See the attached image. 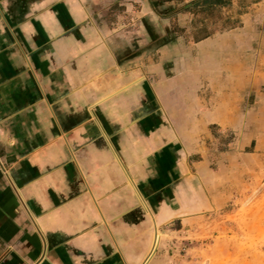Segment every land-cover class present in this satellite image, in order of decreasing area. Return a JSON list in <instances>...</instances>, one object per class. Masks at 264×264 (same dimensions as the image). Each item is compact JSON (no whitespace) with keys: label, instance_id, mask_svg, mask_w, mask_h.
<instances>
[{"label":"crops","instance_id":"0c3cea01","mask_svg":"<svg viewBox=\"0 0 264 264\" xmlns=\"http://www.w3.org/2000/svg\"><path fill=\"white\" fill-rule=\"evenodd\" d=\"M195 1L0 0V264H173L149 259L158 230L244 157L211 127L250 136L260 108L242 77L264 0ZM151 20L165 35L133 52Z\"/></svg>","mask_w":264,"mask_h":264},{"label":"rangeland","instance_id":"374dc122","mask_svg":"<svg viewBox=\"0 0 264 264\" xmlns=\"http://www.w3.org/2000/svg\"><path fill=\"white\" fill-rule=\"evenodd\" d=\"M160 28L155 20L148 21L143 32L149 44L133 45L132 51H150L153 41L165 35ZM249 32L254 44L244 46L245 110L255 103L260 108L247 125L250 136H236L244 157L221 175V195L212 209L185 228L176 224L158 230L149 259L163 250L173 264H264V27ZM180 64L184 67V61Z\"/></svg>","mask_w":264,"mask_h":264},{"label":"trees","instance_id":"16d2710c","mask_svg":"<svg viewBox=\"0 0 264 264\" xmlns=\"http://www.w3.org/2000/svg\"><path fill=\"white\" fill-rule=\"evenodd\" d=\"M210 4H216L217 6H221L223 4L222 0H197L195 1L193 7L195 12V16H201L203 15V12H205V6H208ZM188 29L187 28H181L178 27L176 24L173 23V36L176 37H186L188 35ZM219 31L216 29L209 30L206 27H200L197 28L193 33V40L196 41V43L202 41L203 39L209 37L213 32ZM213 131V135L218 141L219 149L222 152L229 151V148L232 144L236 143V135L231 131H222L221 129L213 126L211 127Z\"/></svg>","mask_w":264,"mask_h":264}]
</instances>
